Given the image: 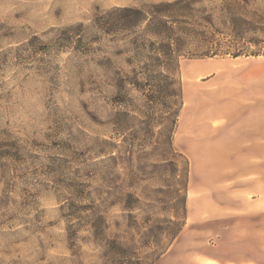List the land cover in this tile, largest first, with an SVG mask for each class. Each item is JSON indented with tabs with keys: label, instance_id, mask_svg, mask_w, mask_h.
Returning <instances> with one entry per match:
<instances>
[{
	"label": "rangeland",
	"instance_id": "rangeland-1",
	"mask_svg": "<svg viewBox=\"0 0 264 264\" xmlns=\"http://www.w3.org/2000/svg\"><path fill=\"white\" fill-rule=\"evenodd\" d=\"M171 1L0 0V264H115L98 216L144 264L264 261V0H189L217 55L179 59L168 152L162 112L148 118L144 97L110 84L129 52L92 22ZM224 7L257 31L232 40ZM78 24L76 48L57 50Z\"/></svg>",
	"mask_w": 264,
	"mask_h": 264
},
{
	"label": "trees",
	"instance_id": "trees-1",
	"mask_svg": "<svg viewBox=\"0 0 264 264\" xmlns=\"http://www.w3.org/2000/svg\"><path fill=\"white\" fill-rule=\"evenodd\" d=\"M193 2L189 0H173L171 2L151 5L147 8L114 7L102 15H97L92 25L103 35L112 36L114 42L123 43L129 52L128 61L131 71L123 74L116 71L110 84L114 87L116 96H129L132 92L144 97L143 114L148 118L156 116V109L162 112L160 116L170 152L171 136L180 109L179 88L174 75L178 71L179 59L185 56V51L194 47L201 56L217 55L204 51L214 44L212 33L201 31L190 10ZM223 26L232 36V40L242 41L246 34L255 33V25L245 21L237 11L224 7ZM211 24L210 21H206ZM83 28L82 24L69 26L62 30L55 40L57 50H65L76 46ZM76 40V41H75ZM75 44V45H74ZM76 48V47H75ZM233 57L241 55L238 51H225ZM248 55L257 56L259 51H250ZM121 120L128 121V112H119ZM135 118V116H133ZM171 119V120H170ZM118 126L117 123H115ZM120 127V125L118 126ZM125 130L123 126L120 131ZM127 209H130L126 206ZM169 223L175 224L174 221ZM107 225L103 217H97V245L103 255L115 264H144L137 256L133 243H121L108 238ZM181 228L178 226L170 231V236L176 238ZM96 235V234H95ZM150 264V263H147ZM152 264V263H151Z\"/></svg>",
	"mask_w": 264,
	"mask_h": 264
},
{
	"label": "crops",
	"instance_id": "crops-1",
	"mask_svg": "<svg viewBox=\"0 0 264 264\" xmlns=\"http://www.w3.org/2000/svg\"><path fill=\"white\" fill-rule=\"evenodd\" d=\"M253 256H254V262H255V264H264V261H263L262 257L258 254L257 250L254 252V255ZM205 261L206 262H215V260H213L212 258H206ZM204 264H206V263H204Z\"/></svg>",
	"mask_w": 264,
	"mask_h": 264
}]
</instances>
